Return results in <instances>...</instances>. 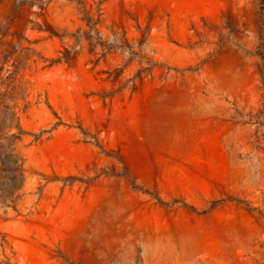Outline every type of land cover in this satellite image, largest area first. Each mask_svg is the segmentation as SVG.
I'll use <instances>...</instances> for the list:
<instances>
[{
    "label": "rangeland",
    "instance_id": "rangeland-1",
    "mask_svg": "<svg viewBox=\"0 0 264 264\" xmlns=\"http://www.w3.org/2000/svg\"><path fill=\"white\" fill-rule=\"evenodd\" d=\"M0 89V264H264V0H0Z\"/></svg>",
    "mask_w": 264,
    "mask_h": 264
},
{
    "label": "trees",
    "instance_id": "trees-1",
    "mask_svg": "<svg viewBox=\"0 0 264 264\" xmlns=\"http://www.w3.org/2000/svg\"><path fill=\"white\" fill-rule=\"evenodd\" d=\"M79 3L83 6V1ZM9 96L15 99L13 93L9 95V90L0 89V204L15 206L25 186L26 167L16 147L23 129L15 105L8 101ZM15 127L20 131L13 132Z\"/></svg>",
    "mask_w": 264,
    "mask_h": 264
}]
</instances>
